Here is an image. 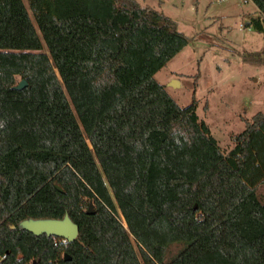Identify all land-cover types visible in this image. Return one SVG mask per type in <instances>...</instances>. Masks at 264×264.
<instances>
[{"label": "trees", "instance_id": "obj_1", "mask_svg": "<svg viewBox=\"0 0 264 264\" xmlns=\"http://www.w3.org/2000/svg\"><path fill=\"white\" fill-rule=\"evenodd\" d=\"M26 1L0 0L2 264H264V113L225 153L154 78L191 40L175 20L137 0ZM66 213L72 241L20 227Z\"/></svg>", "mask_w": 264, "mask_h": 264}, {"label": "rangeland", "instance_id": "obj_2", "mask_svg": "<svg viewBox=\"0 0 264 264\" xmlns=\"http://www.w3.org/2000/svg\"><path fill=\"white\" fill-rule=\"evenodd\" d=\"M137 1L168 15L191 37L154 78L179 105L195 100L199 118L227 153L246 121L264 113V66L242 59L243 53L264 50V32L245 26L258 10L250 0ZM263 187L258 185L259 193ZM178 247L172 244L168 255Z\"/></svg>", "mask_w": 264, "mask_h": 264}, {"label": "water", "instance_id": "obj_3", "mask_svg": "<svg viewBox=\"0 0 264 264\" xmlns=\"http://www.w3.org/2000/svg\"><path fill=\"white\" fill-rule=\"evenodd\" d=\"M27 82L24 79H20L12 87L21 89L26 86ZM174 86V83H171ZM58 190L62 191L59 184H56ZM91 204L88 206V212H90ZM14 227V225H11ZM20 227L30 231L35 235L45 234L47 236H56L59 238H65L67 241L74 240L78 235V225L72 221L69 215L66 213L62 218H29L20 223ZM69 258L66 254L64 259Z\"/></svg>", "mask_w": 264, "mask_h": 264}, {"label": "built area", "instance_id": "obj_4", "mask_svg": "<svg viewBox=\"0 0 264 264\" xmlns=\"http://www.w3.org/2000/svg\"><path fill=\"white\" fill-rule=\"evenodd\" d=\"M62 242H66L67 240L65 238H61ZM0 264H2V262L0 261Z\"/></svg>", "mask_w": 264, "mask_h": 264}]
</instances>
